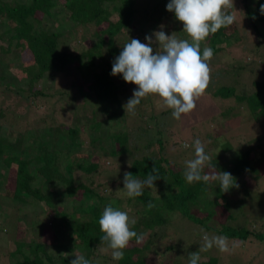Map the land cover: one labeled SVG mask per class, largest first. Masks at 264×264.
I'll list each match as a JSON object with an SVG mask.
<instances>
[{"label": "trees", "instance_id": "trees-1", "mask_svg": "<svg viewBox=\"0 0 264 264\" xmlns=\"http://www.w3.org/2000/svg\"><path fill=\"white\" fill-rule=\"evenodd\" d=\"M168 2L169 0H0V80L3 79V82H0V186L4 189L0 190V194L6 204L14 203V208L18 211L16 221L18 225H22L21 221L25 222V231H33L39 222H42L43 230L49 231L53 228L54 231V236L48 241L35 244L20 236L16 240L17 247L14 250V254L21 256L17 264H70L75 258V255L70 254L79 251L91 264H169L153 259L151 246L153 232L168 222L163 213L170 210L204 225V228L209 226L207 221L215 219L219 214L217 218L224 217L225 221L218 220L214 229L222 236L231 240H264V232L258 230L257 226L252 228L246 222L242 225L227 223L236 217L230 212L232 209L235 213L240 211V203H233L230 199L237 191L236 187L225 193L220 191L217 181L191 184L186 181V167H181L175 159L178 155L180 160L184 159L188 149L192 147L184 148L181 146L184 140L170 141L162 135L160 129L150 127L159 114L170 111L168 108H162L156 112L162 107V103L158 105L162 101L157 95L150 94L142 98L134 114L124 108L137 86L126 83L122 75L118 79L116 76L120 74L111 75V69L112 62L128 39L147 43L145 36H152L155 31L160 30L157 22L164 26L166 35L173 34L179 39L189 41L191 39L186 33L182 35L183 24L175 18V14L166 10ZM250 2L251 0H241L246 23L240 29V35L238 24L234 20L232 25L222 27L204 40L205 47L212 48L213 55L223 44H232L239 40L241 43L245 40L243 32L247 29L248 34L249 28L258 38L256 45L264 42V14L260 12V5L264 4V0H257L254 7ZM224 11L228 14L231 12L229 8ZM62 13L65 14V21L54 26L55 16ZM85 27H91V33L83 35L87 40L84 43L86 47L80 50L79 46L82 44H79L84 41H78L77 38L76 41H69V37L74 33L80 34ZM152 38L155 39L154 36ZM152 47L154 53L156 50L160 51L158 44L154 43ZM205 47L200 45L201 55ZM256 61L259 63L260 59L257 58ZM12 67L16 72L23 70L17 74L19 77L23 75L20 79L11 73ZM70 70H75L79 78L75 74L72 75ZM47 74L56 76L62 82L59 93L66 94L61 99L62 102L73 107L75 101L78 102L71 111L75 119L77 106L82 108V117L85 116L86 107L91 110L87 119L91 121L87 125L89 130L93 131L91 134L81 133L79 125L43 116V110L39 120L28 113L31 118L25 121L23 132L19 131L12 136L5 132L1 121L26 112L25 106L20 109L23 104L42 100L44 103L40 107L47 108L56 103L50 101L55 96L54 92L47 89L51 87H36ZM21 80L26 83H21ZM252 85L253 91L244 94L236 92L234 87L223 84L218 86L215 96L233 97L238 103L237 108L243 105L246 110L226 108V112L211 115L207 117V121H217L215 123L221 127L220 131H224L227 123L221 121V118L240 119L241 112L254 120L264 118V79L254 80ZM8 89L16 92L10 105L6 95ZM2 105L10 111L7 113ZM99 113L104 114L105 119H99ZM32 118H36L33 129L30 127ZM111 122L113 129L109 132L107 126ZM259 122L262 123L260 119ZM42 131L51 136L48 144L41 135ZM106 136L111 137L113 144H109L97 156L105 153L116 156V167L111 169L91 161L86 146L88 144L90 147L94 142L105 140ZM25 139L31 140L30 143L27 142L31 148L35 149L37 145H41L38 151L30 156L29 151H21L27 144ZM262 140L261 135L246 141V148L241 156L244 168L239 167L238 157L227 165L220 156H216L211 161L215 165L214 170L230 173L236 184H240V173L248 171L252 173L251 184L254 183L260 176V170L256 166L264 159V153L262 152L259 159H255L253 148ZM140 141H144L148 149H154L133 158L132 148H136ZM190 143L193 144L192 141ZM226 144L223 141V145ZM72 147H84V150L76 153L75 157L71 152L67 153ZM59 154L64 159L60 160ZM190 154L194 157V153ZM82 159L89 163L84 166L86 173L78 175L76 167H81ZM105 165L111 166L112 162L106 161ZM154 166L160 177L154 182L155 188L145 187L141 196L126 197L123 189L124 174L127 172L134 178L143 180ZM10 169L14 173L12 188L7 186ZM204 171L208 173L207 169ZM245 193L247 194L248 190ZM210 194L213 195L212 199L209 198ZM63 198H71L75 202L70 211L63 208L60 202ZM202 198H207L211 205L206 220L197 214L202 207ZM122 200H126L125 203L130 205H138L131 207L132 215L135 212L137 214L135 225H130L132 230L142 235L138 230L140 227L152 231L142 243H137L133 238L129 242L131 246L123 249V259L117 261L112 259V250L100 241L103 233L98 221L106 205L112 204L113 207L121 209ZM149 203L154 206L148 207ZM193 208H196L195 212ZM81 214L87 218L79 221ZM59 233H62L66 240H60ZM48 247L59 251L57 258L50 255ZM65 253L68 254L67 257ZM183 264H188V258ZM198 264H218V260L216 257L203 259L200 255Z\"/></svg>", "mask_w": 264, "mask_h": 264}, {"label": "rangeland", "instance_id": "rangeland-1", "mask_svg": "<svg viewBox=\"0 0 264 264\" xmlns=\"http://www.w3.org/2000/svg\"><path fill=\"white\" fill-rule=\"evenodd\" d=\"M256 1L257 0H251L250 3L252 7H254ZM229 10L231 11L230 14L234 16L235 22L238 24L240 35V29H242L245 26L244 24L246 23L242 12L241 0H233V7L229 8ZM64 16V13L55 16L56 20L54 22V26L63 23L65 21ZM156 25L159 27L162 24L157 22ZM259 29L263 30L262 27H259ZM246 30L243 32L245 40H242L241 43L239 40L232 44H223L222 48L214 53L212 59L208 62L211 69L210 83L205 90V93L196 100V107L193 111L188 114H182L181 119L176 120L172 117V110L170 109L168 113L159 114L156 117L155 121L150 124V127L152 129H160L162 131V135H164V137H166L167 139H170V141L184 140L181 146H183V143H187L191 146L190 141L194 143L196 139H199L205 146V151L212 158L220 156L221 160L224 161L227 165H230L232 163V159L236 160L238 157L239 167L241 169L244 168L243 157L241 156L242 152L245 151L247 144L246 141L248 139L262 135V142L256 144L253 148V157L255 159H259L262 155V152L264 153V118L259 117L258 120H254L249 116H246L243 112L240 113V119H235V117H231L228 119L221 118V121L227 123L224 131H220L221 127L217 123H215L217 121L208 122L207 120L211 115H219V113L222 111L226 112V108L232 107L233 110L238 111H242V109L246 110L243 105H240L239 108H237L238 103L233 97L215 96L218 93V86L223 84L234 87L236 92L244 94L253 91L252 82L254 80L264 79V42L256 45L258 38L255 37L253 33H251V28H249L250 32H248V34H246ZM89 33H91V27L82 28V32L80 34H71L69 37V41H76V38L78 39V41H84L80 42L79 44H82V46H79V49L82 50L86 47L84 43L87 41L86 37H84L83 35ZM181 33L182 35H185L183 31H181ZM201 46L205 47L204 41L201 42ZM257 58L260 59L259 63H257L256 61ZM242 69H244L245 71H242ZM250 69H252V71ZM22 71L18 70V72H16V69H14V67L11 68V73H14L13 75L15 77H17V74ZM70 71H72V75L75 74L79 78L75 70ZM22 76L23 75H21L20 77L18 76L17 79H20ZM116 77H118L119 79L121 77V74ZM0 82H3V79H1ZM22 82H24V84L26 83L24 80H21V83ZM61 83L62 82H60L59 79L56 78V76H52L49 74L45 75L44 79L36 84V87H40L43 85L46 87H51L47 89L50 90V92H54L53 95L55 96L52 97L50 101L56 103L54 105L52 103L47 108L40 107L43 106L42 103H44L42 100H36L34 103L29 101L27 105L26 103L23 104L20 109H23L25 106V108L27 109L26 112H19L20 116L19 114L14 115L9 118H4L1 121L3 123V126L5 127V132L11 136L15 133H18L19 131L23 132L26 127L25 121L31 118L28 113L30 112L32 117H37L39 120V118H42L41 110H43V116L47 118L49 116L56 121H63L67 124H74L77 126L79 125V127L81 128V133L84 132L87 135L91 134L93 131L89 130V128L87 127V125L91 122L87 120L89 118V115L91 114V110L86 107L85 116L82 117V115L80 114L82 108L77 106L75 109L77 118L75 119L74 116H72L71 111L72 108H74L75 105L78 104V102L75 101V105L73 107L61 101V99L66 96V94L59 93V90L61 89ZM7 91V100H9L8 104L10 105L15 99L16 92L13 89H8ZM161 103L162 102L158 103V105ZM3 106L4 105H2V107ZM162 108L166 107H160L158 108V110H156V112L158 113L159 109L161 110ZM3 109L7 113L10 111L6 109V107H3ZM12 112L15 113V111L13 110ZM99 115V119H105L104 114L99 113ZM35 119L36 118H32L33 122L32 120H30L32 122L30 127L32 129L35 128ZM259 119L262 123L259 122ZM111 124L112 122L107 126V130L109 132L111 131V129H113V125ZM103 126H105L104 123ZM214 132L218 134L215 135ZM41 135L44 137L47 144L51 141V136L48 132L42 131ZM222 140L227 144L223 145ZM16 142H18V140H16ZM24 142L30 143L31 140L25 139ZM33 143L36 145L35 141H33ZM109 144H113V140L110 136H106L105 140L90 144V147L88 146V144H86L88 148L87 152L90 154V157L92 159L91 161L99 162L103 168L107 169L116 167L118 158L109 153H105L100 156L97 155H99L102 150L106 149ZM40 146L41 145H37V147L34 149L29 147L27 143L25 147H22L21 151H29L28 153L30 156V154L32 155L34 152L38 151ZM135 147L136 148L133 147L131 151L133 158L144 152H149L152 151L151 149H154V147H149L151 149L145 147L144 141L138 142ZM83 150L84 147L75 149L72 147L71 150H68L67 153H72V155L76 157V153H81L83 152ZM187 153L188 154L184 156V159L180 160L179 155L175 159V161L178 162L181 167H186V161L194 158L190 154L194 153L193 148L188 149ZM62 159H64V157L61 155L60 160ZM83 160L85 161V159H82V161H80L81 167H76L78 169V175L86 173V171H84V166L87 165L89 161L83 162ZM106 161H111L112 165L106 166ZM256 167H258L260 170V176L252 184V173H249L248 171H243L240 173V184H238V187H236L237 191L230 197L233 203H240V211L238 210V213H235V211L232 209V211L230 212H233V215L236 217L234 220H230L227 223L231 225H242V223L246 222L248 225L252 226V228L254 226H257L258 230L264 232V159L260 160L258 162V166ZM205 169L208 170L209 174L215 171L214 169L208 168L207 166L205 167ZM13 175L14 173L10 169L8 176L9 182L7 184L9 188L13 187ZM62 189H64V187H62ZM0 190L4 191L1 186ZM246 190H248L247 194L245 193ZM212 197L213 195L210 194L209 198L212 199ZM201 200L203 201L201 204L202 207L197 211V214L201 218L206 220V216L209 209H211V205L207 201V198H202ZM125 201L126 200L121 201L120 210L124 211L125 208L128 209L125 211L128 212L130 218H134L136 220L137 214L135 212L132 215L133 211L131 207H137L138 205H135L136 203H132L133 205H130L128 202L125 203ZM60 202L62 203L63 208L67 211H70L71 206L75 203L71 198H63L60 200ZM25 208H23V210ZM195 210L196 208H193L194 212ZM16 211L17 210L16 208H14V203L6 204L5 201L2 200V195L0 194V264L19 263L18 261L21 260L19 259L21 256L14 254V250L17 247L16 240L20 236L25 237L28 242L34 244L37 242H46L49 240V238H51V236H54L53 228L49 229V231H47L46 229L43 230V226L41 225L42 222L37 223L33 231H25V222L21 221V224L23 225L22 226L18 225V222L16 221V214L18 213V211ZM163 215L166 216L168 222L166 224L160 225L153 232V243L151 246V250L154 253L153 255H151L154 256L153 259H158L169 264L186 263L189 253L200 250L201 246L204 243V233H207L209 237H211L212 235L220 236L221 234L214 229V226L216 225V222L218 220L223 222L225 221L224 217L217 218L219 216V214H217L215 219L206 222L209 225L208 228H204V225L195 223L187 219L184 215L173 213L171 212V210L163 213ZM85 218H87V216L81 214L79 216V221H82ZM201 228L204 229L203 234L200 231ZM138 230L143 233V239L141 243L145 240L144 238L148 236V234L152 231L143 227L138 228ZM198 233L202 235H199ZM68 236L70 237V235ZM59 239L66 240L63 237L62 233H59ZM253 239H228L230 249L228 252H220L214 246L212 249L206 252L199 251V254L202 255L203 259H206L207 257H216L218 260V264H264V240L255 241V239ZM128 246H131V243H129ZM47 251L51 256H53V258H57L59 254V251L57 249H53L50 247L47 248ZM79 253L80 251L78 253L74 252L72 254H69L77 255Z\"/></svg>", "mask_w": 264, "mask_h": 264}, {"label": "clouds", "instance_id": "clouds-1", "mask_svg": "<svg viewBox=\"0 0 264 264\" xmlns=\"http://www.w3.org/2000/svg\"><path fill=\"white\" fill-rule=\"evenodd\" d=\"M233 0H169L166 10L175 14V18L183 24V32L190 37L179 39L175 35H166L164 26L155 31L152 36H145L147 43L138 39H128L118 56L112 62L111 75L121 74L126 83L136 85L132 97L124 108L134 114L141 99L150 94L157 95L162 101V107L172 110V117L181 119L182 114H188L196 107V100L207 89L211 79L209 61L213 57V50L205 47L201 55V42L210 34L216 33L222 27L233 24L234 16L224 11L232 8ZM260 12L264 14V4L260 5ZM155 37L153 40L152 37ZM158 44L160 51H155L153 44ZM184 148L190 145L185 143ZM194 158L186 161L184 177L191 184L203 181L205 183L217 181L221 192H228L233 187H238L235 178L228 172L213 171L207 173L205 167L215 169L212 157L205 151V146L199 139L191 145ZM132 165L129 163V167ZM160 179L154 166L151 173L141 180L134 178L130 173L124 174V195L128 198L139 197L145 187L155 188L154 182ZM149 203L148 207H153ZM99 227L103 235L100 241L111 249L113 260H122L123 249L135 238L137 243L143 239L142 234L131 230L130 225H135L136 220L130 218L128 212L108 204L103 208L99 218ZM200 231L204 233V229ZM203 245L199 251H208L214 246L220 252H228L229 243L227 236L203 235ZM199 251L188 254V264H198ZM65 253V257H67ZM70 264H91L84 255L77 254Z\"/></svg>", "mask_w": 264, "mask_h": 264}]
</instances>
